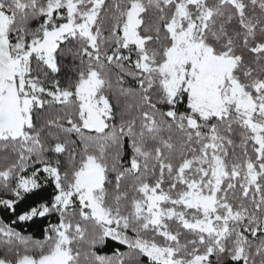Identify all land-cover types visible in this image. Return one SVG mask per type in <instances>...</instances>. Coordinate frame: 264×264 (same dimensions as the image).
Wrapping results in <instances>:
<instances>
[{
    "label": "snow or ice",
    "instance_id": "6c2138e0",
    "mask_svg": "<svg viewBox=\"0 0 264 264\" xmlns=\"http://www.w3.org/2000/svg\"><path fill=\"white\" fill-rule=\"evenodd\" d=\"M0 215V264H264V0H0Z\"/></svg>",
    "mask_w": 264,
    "mask_h": 264
},
{
    "label": "trees",
    "instance_id": "16d2710c",
    "mask_svg": "<svg viewBox=\"0 0 264 264\" xmlns=\"http://www.w3.org/2000/svg\"><path fill=\"white\" fill-rule=\"evenodd\" d=\"M0 219H4V217L2 215H0ZM42 226H43V222H37V223H32V224L18 225V228L25 230L27 233L34 234L35 238L39 239V238H41L40 237V230H41Z\"/></svg>",
    "mask_w": 264,
    "mask_h": 264
}]
</instances>
